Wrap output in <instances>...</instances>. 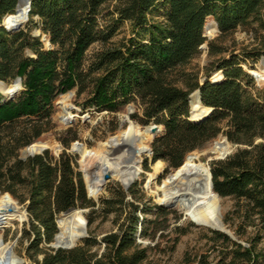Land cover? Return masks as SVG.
Instances as JSON below:
<instances>
[{"label":"trees","instance_id":"16d2710c","mask_svg":"<svg viewBox=\"0 0 264 264\" xmlns=\"http://www.w3.org/2000/svg\"><path fill=\"white\" fill-rule=\"evenodd\" d=\"M108 1L116 2L111 10L103 6ZM17 4L18 0H0V81L6 84L19 77L23 87L16 99L3 102L0 96V191L16 197L17 189L25 190L22 201L26 202L27 221L21 238L27 240L25 254L32 264H142L148 247H141L136 239L153 242L169 227L165 224L168 211L154 206L161 214L148 219V206L140 208L126 200L127 194L134 195L129 188L119 193L117 200L124 214L117 232L100 239L86 236L69 250L47 246L57 233L59 214L69 208H90L95 204L88 198L82 177L69 155L61 153L51 158L45 152L21 160L18 153L42 134L43 130L34 129L30 123L48 121L58 95L74 87L81 93L88 86L91 96L84 108L117 112L133 102L140 108L141 124L153 123L163 128V133L151 144L152 162L162 160L168 168L177 169L187 153L220 133L228 141L243 145L227 158L210 163L213 190L209 173L201 163L186 160L184 165H197L179 169V175L192 168L204 170L210 192L242 202L243 222L257 216L258 224L250 222L253 234L245 240V246L212 231L215 241L220 242L218 255L212 259L207 253L185 256L183 264H264V249L259 246L264 238V87L256 88L253 77L241 66L264 59V35L259 37L257 48L214 62L213 68L220 74L218 81L205 80L199 84L190 80L186 89H180L168 79L177 67L199 52L206 41L203 28L208 18L216 23L221 35L241 25H256V31H264V0H30L28 17L27 5ZM27 18L40 31L39 36L19 29ZM2 22L8 30L1 26ZM125 22L131 35L109 47L108 43ZM15 23H19L17 30L13 29ZM41 35L49 39L46 50ZM46 37L43 40L47 43ZM95 43L103 47L88 56L87 51ZM218 52L209 43V54ZM195 90L199 91L201 105L211 109L197 121L189 118L188 96ZM194 99L198 101L196 96ZM23 117L30 120L21 122ZM222 122L226 128L223 131ZM123 133L135 145L125 161L124 153L131 145L128 137L115 136L107 145L124 151L123 162L112 174L124 168L126 162L128 169L116 177L129 181L141 172L140 153L145 143L137 130L118 134ZM256 139L262 141L254 143ZM123 143L127 144L120 148ZM37 145L40 152L48 147L46 143ZM102 152L97 157L96 152L85 162L89 194ZM103 162L105 167L104 158ZM116 162L115 157L110 162L111 169ZM151 176L153 179L156 174ZM168 177L163 187L169 183ZM102 181H96L97 193ZM104 202L108 203L106 200L101 203ZM69 213L65 215L72 219L62 226L60 237L71 240L81 214L79 210ZM246 225L241 223L236 228L234 234L238 239L245 235ZM98 247H103V251H93Z\"/></svg>","mask_w":264,"mask_h":264},{"label":"rangeland","instance_id":"374dc122","mask_svg":"<svg viewBox=\"0 0 264 264\" xmlns=\"http://www.w3.org/2000/svg\"><path fill=\"white\" fill-rule=\"evenodd\" d=\"M115 5V1H108L103 6L105 9L111 10ZM9 18L14 19V17ZM14 20L16 21L17 19ZM254 28H256V25H241L234 31L221 35L219 31L216 30L212 18H208L203 28V36L206 38V41L202 44L204 47L200 49L199 52L186 64L177 67L176 70L169 75L168 79L180 89H186V84L190 80H196L199 84H201L205 80H211V78L213 80L219 79L220 74L213 68L214 62L222 57H227L230 54L239 55L241 52L258 47L260 40L259 37L264 35V31H256ZM19 29L24 31L30 30L31 35L35 32L33 23H30L28 18ZM130 35V26L127 22H125L118 29L116 35L111 39L110 43H108L109 47L115 42H118L121 38H128ZM43 36L44 35H41L42 46L43 49L46 50L49 46L48 37L44 36L47 38L46 43L43 40ZM209 43L220 52L209 54ZM108 45H106V47H108ZM102 47L103 45L101 44H93L87 51V55L89 56L92 52L97 51ZM25 54L31 56L27 52H25ZM241 66L244 71L253 77L256 88L259 89L264 87L259 85L256 81L257 73L260 72V60L256 63H244ZM15 83L16 82H13L12 80L3 84L10 86ZM22 90L23 87L21 83L18 96ZM90 91L91 89L89 86L81 93L78 92L77 87H74L63 94L58 95L53 101L52 112L49 120H35L30 123V125L34 126V129L43 130L42 134L37 139L32 141L36 142V144L46 143L48 145V147L42 149L41 152H47L51 158H57L61 153H65L72 158L75 170L80 173L88 196V182L84 174L85 162L96 152L97 157L98 154L106 147L99 157L96 181L103 179V175L105 173L109 175V179L102 181L101 189L98 193L96 181L94 182L89 196V199L95 204L94 207L76 208V210L80 211L81 218H78L76 221L78 230H76L75 236L71 237L72 242L75 240L78 245L80 240L86 236H92L100 239L109 233L117 232L119 225L122 224L124 220V214L121 209L122 207H119L120 205L117 204L119 193L132 188L134 195L131 196L127 194L126 200L134 202V204L139 205L140 208L148 206L150 210L149 214L146 215L148 219L156 218L161 214L156 211L154 206H160L168 211V214L165 217V224L169 227L168 230L163 233L162 237L157 236L153 242L143 238L136 239V243L140 244L141 247H148L147 258L142 264H183L185 256H190L192 258L193 256L201 253H207L210 259L216 257L221 247L220 242L215 241L211 229L198 226L194 222L218 228L221 227L218 224V221H221L222 228H224L227 232L229 231L236 240L246 246L245 240L253 234V228L250 222L254 220L255 224H258L257 216L243 222L242 202L228 197L221 198L217 196L215 199V196L208 189L209 186L207 184L206 173L204 170L196 171L195 169H188L195 171L196 177L209 191L210 203L206 211L201 210L197 206L198 192H192L187 195L183 191H169L167 185L163 187L162 183L164 179L174 173V169L168 168L166 162L162 160H157L160 162H152L151 155V144L156 137L163 133V128L161 127L160 132H158L155 136H152L147 127L150 124L143 125L140 123L139 120L141 117V111L140 108L133 102L120 108L117 112L97 111L94 107L84 108L85 101L91 96ZM0 96L3 99V102L7 101L2 94H0ZM65 104L70 105L68 110L64 109ZM128 106H130V108H128ZM26 120L30 119L25 117L20 118L21 122ZM20 125L23 126L22 124ZM220 126L222 127V131L226 129L225 122H222ZM124 130L139 131L143 135L145 143V148L140 153L141 172L136 177L131 179L132 182L127 189H124V186L131 180L126 181L124 178L116 176L128 169V167H124L118 172L112 174L119 164L123 162V158L122 154L118 153L119 149L116 146L112 144L107 145V143L115 136L130 138L131 145L128 146L124 153L125 160L126 157L135 150V145L132 138L128 134H118ZM261 141V139H256L254 143ZM216 143L217 146L219 143L222 144L219 147V154L222 151V154H225V157L221 158L218 156V153H214L213 148ZM126 144L127 143H123L120 148L125 147ZM25 147L19 150L18 155ZM241 148H243V145L228 141L226 136H224L223 133H220L218 136L205 142L197 149L187 153L186 156L188 157H184L183 163L186 160H192L203 164L205 167H202L207 170L211 162L223 160ZM33 152H40V147L38 150L34 149ZM115 157L117 162L111 169L110 162L114 160ZM103 158L106 164L105 167ZM186 171L177 176L173 182L177 181ZM152 173L156 174L153 179L151 176ZM160 187L162 188L160 189ZM16 192L17 196L14 197L7 192L1 193L0 191V209L4 208V205L10 204L16 208L17 212L20 214H23L24 212L25 214V218L23 220L17 219L8 225L0 227V260L4 254L12 251L9 256L10 262H15L20 259L24 262L23 264H32L25 254L27 240L21 238V230L27 221V214L25 213L26 202L22 201V199L26 197V193L25 190L20 188L17 189ZM95 193L97 194L93 197ZM6 195L10 198L3 197ZM163 196L174 200V207L165 208L159 205V199H163ZM104 200L108 201V203H101ZM215 206L216 214L212 218L211 214ZM61 214H59L56 219L57 233L59 232V228L61 233L62 226L68 220L72 219L68 215H63L60 218ZM137 215L140 216V213L137 212ZM162 218L163 217H161L160 220L164 221ZM213 220L215 221L214 226L211 225ZM205 221L209 223H206ZM241 223L248 225H246L247 229L245 231V235L239 237L240 239H238V236H236L234 232ZM82 230H84L85 236H82L78 240L79 236L82 235ZM47 246H49V244ZM259 246L264 249V238ZM95 250L102 252L103 247L94 248L93 251Z\"/></svg>","mask_w":264,"mask_h":264},{"label":"bare ground","instance_id":"6f19581e","mask_svg":"<svg viewBox=\"0 0 264 264\" xmlns=\"http://www.w3.org/2000/svg\"><path fill=\"white\" fill-rule=\"evenodd\" d=\"M20 3L25 5V3H22V2H20ZM14 26L15 27H18L19 26V23H15ZM5 27H7V26H5ZM256 78H257V81H258L259 84H263L264 83V65H261L260 66V72L257 73V77ZM15 82L16 83L14 85H10V86L9 85H5L3 83H0V93L2 94V96L5 99H7V100L8 99H14L18 95L21 84L18 81H15ZM198 101L195 100V99L192 101V109H193L192 117H191L192 120H199L200 118H203L204 116H206L208 114V112L210 111L209 108L206 107L208 109L207 110ZM69 107H70L69 104H65L64 105V109L65 110H68ZM127 139L129 141L131 140L130 138H127ZM220 145H222V144L219 143L218 146H217V143H216V145L213 148L214 153H217L219 151V146ZM216 146H217V149H216ZM38 149H39V146L37 144H35V150H38ZM118 153L119 154H123L124 151L122 149H119L118 150ZM220 155H223L222 154V151L220 152ZM220 155H218V156H220ZM94 160H96V159H94ZM196 165L197 164H186V165L183 164V166H181L180 169L181 168L194 167ZM124 167L125 168L127 167L126 162H125ZM192 169H195L196 171H199V169H197V168H192ZM153 172H155V171H153ZM88 177L90 178V175L89 174H88ZM169 177H168L169 183L168 182H167L168 184L166 183L167 184V188L169 189V191H173V190H176L177 192L183 191L187 195H189L192 192H198L199 195H198V199H197V201H198L197 206L201 210H203V211L204 210L206 211L208 209V206H209V203H210V200H209L210 199L209 191L204 187V185L196 177L194 170H188V171H186L175 182H173V180H170ZM209 180H210V176H209ZM130 182H128L127 184H129ZM162 185H163V183H162ZM210 185H211V181H210ZM211 187H212V185H211ZM161 188L162 187H160V189ZM100 189H101V186L99 187V191H100ZM88 193H89V188H88ZM212 194L215 196V199H216L217 196L215 195V193L213 191H212ZM89 196H90V194H89ZM6 197L10 198L8 195H6ZM163 201L165 203H169V202H172V201L174 202V200L165 198L164 196H163ZM174 204H175V202H174ZM3 207H4V208H2L3 210L4 209H7V208H10L12 211L9 212V213H6V212L5 213L4 212L3 213H0V224H4V223H8V222H14V220L16 221L17 219L23 220L25 218L24 212H23V214H20L19 212H17L16 208L14 206H11L10 204L4 205ZM66 214H69L70 215L69 212L66 213ZM215 214H216V206H215V208H214V210H213V212L211 214L212 218L215 216ZM197 224H202V223H197ZM218 224L221 226V227H218V228H222V225L219 223V221H218ZM211 225L212 226L215 225V221L214 220H213V222H211ZM213 228H215V227H213ZM77 230H78V228H77ZM83 232H84V230H82V235H83ZM82 235L79 236L78 240L82 237ZM62 239H64V238H62ZM67 240H69V239H67ZM72 243H76V242H72ZM11 253H12V251H9L6 254H4L3 257L0 260V264H4V263H7V264H20V262L22 261L20 259L17 260V261H15V262H10L9 256H10Z\"/></svg>","mask_w":264,"mask_h":264},{"label":"water","instance_id":"95a60500","mask_svg":"<svg viewBox=\"0 0 264 264\" xmlns=\"http://www.w3.org/2000/svg\"><path fill=\"white\" fill-rule=\"evenodd\" d=\"M20 2H22V3H25L26 5H27V11H26V17H28V12H29V9H30V0H18V3H20ZM18 5V4H17ZM18 12V9H17V6H16V9H15V13H17ZM214 24H215V26H216V28H217V25H216V23L214 22ZM1 26H3L4 28H6L5 26H4V24H3V22H2V24H1ZM7 29V28H6ZM13 29L14 30H17L18 29V27H13ZM8 30V29H7ZM217 31H218V28H217ZM33 35L34 36H39L40 35V31L39 30H35V32L33 33ZM203 37H205V36H203ZM42 41V40H41ZM48 43H49V39H48ZM204 46H200L199 47V49H202ZM260 64L261 65H264V59H261V61H260ZM220 79V78H219ZM219 79H217V80H213L212 78H211V80L210 79H208L209 81H211V82H214V81H218ZM15 81H18L20 84H21V82H22V80H21V78H16L13 82H15ZM256 81H257V78H256ZM0 83H2L1 81H0ZM257 83H258V81H257ZM259 84V83H258ZM259 85H262V86H264V83L263 84H259ZM1 94V93H0ZM195 96H197L198 97V100H199V102L201 103V101H200V94H199V91L198 90H195V91H193L192 93H190V95L188 96V98H189V118H190V120H192L191 119V117H192V112H193V109H192V100L195 98ZM10 100V99H9ZM128 108H130V106H128ZM209 110L211 111V109L209 108ZM210 111H209V113H210ZM130 113V112H129ZM208 113V114H209ZM207 114V115H208ZM206 115V116H207ZM206 116H204V117H206ZM203 117V118H204ZM203 118H200L199 120H201V119H203ZM193 121H197V120H193ZM148 127V131L152 134V136H155L158 132H160V129H161V126H159V125H156V124H153V123H151L150 125H148L147 126ZM35 144H36V142H31L30 144H28L21 152H20V154H19V159H21V160H26L27 158H29V157H32V156H34V155H40V154H42L43 152H40V153H34L33 151H34V149H35ZM188 156H186V158H187ZM220 157L221 158H223V157H225V154L224 155H220ZM183 162H182V164L177 168V169H174V173H172L171 175H170V177H169V179L170 180H174L178 175H179V169H180V167L181 166H183ZM208 170V172H209V176H210V181H211V185H212V180H211V174H210V171H209V168L207 169ZM107 179H109V175L107 174V173H105L104 175H103V180H107ZM132 182V181H131ZM131 182L129 183V184H127V185H125L124 186V189H127L128 188V186L131 184ZM212 189H213V187H212ZM216 194V193H215ZM88 196V195H87ZM216 196H218L217 194H216ZM88 198H89V196H88ZM159 205H161V206H163V207H165V208H172V207H174V202H171V203H168V204H166V203H164V202H160L159 203ZM72 210H76V208H69V209H67L65 212H63L62 214H61V216H60V218L63 216V215H65L66 213H68V212H70V211H72ZM12 210L10 209V208H7V209H0V213H9V212H11ZM25 213H26V210H25ZM59 218V219H60ZM58 219V220H59ZM194 222V221H193ZM195 223V222H194ZM221 225H222V223H221V221L219 222ZM196 225H198V226H201V227H206V228H209V229H211L212 231H218V232H221V233H223V234H225L226 236H228V237H230L232 240H234V241H237L236 239H235V237L228 231H226L225 229H223V228H213V227H211V226H208V225H204V224H197V223H195ZM82 236H85L84 235V232H83V235ZM237 242H239V241H237ZM77 246V243H72V241H70V240H67V239H62L61 237H60V228H59V232L56 234V235H54V237H53V241L49 244V247H51V248H53V249H64V250H69V249H72V248H74V247H76ZM24 262L23 261H21L20 262V264H23ZM4 264H7V263H4Z\"/></svg>","mask_w":264,"mask_h":264}]
</instances>
